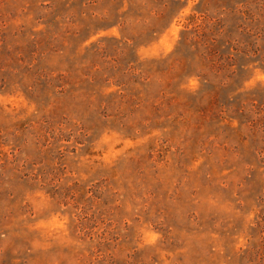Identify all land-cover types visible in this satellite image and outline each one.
<instances>
[{"label":"rangeland","instance_id":"1","mask_svg":"<svg viewBox=\"0 0 264 264\" xmlns=\"http://www.w3.org/2000/svg\"><path fill=\"white\" fill-rule=\"evenodd\" d=\"M0 264H264V0H0Z\"/></svg>","mask_w":264,"mask_h":264}]
</instances>
